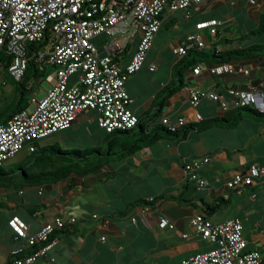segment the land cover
Returning <instances> with one entry per match:
<instances>
[{
	"label": "crops",
	"instance_id": "1",
	"mask_svg": "<svg viewBox=\"0 0 264 264\" xmlns=\"http://www.w3.org/2000/svg\"><path fill=\"white\" fill-rule=\"evenodd\" d=\"M254 1L248 7L250 14L258 18L264 14V0ZM225 2L208 0L196 5L190 19L183 12H165L163 28L168 29L170 35H161V29L143 69L126 84L133 99L131 109L147 124L154 120L159 124L163 117L177 120L182 116L188 118L189 124H194L196 113L203 116L201 122L231 115L233 110L223 111L219 103L209 100H202L193 107L188 93L192 85L225 94L228 89H245L250 84L264 92V57H260L231 62L248 69V76L212 74L210 69L215 62L203 60L197 63L202 67L201 74L195 75L193 68H188L184 72L185 86L172 95L162 94L172 82L173 70L181 59L173 64L165 59L149 61L154 47L166 39H170V47L183 43L189 33L197 30L199 23L216 20L215 11ZM234 2L238 7L243 4L242 0ZM232 18L222 19L216 37L211 36L208 29L202 31L207 42L204 51L222 55L231 49L246 47L237 40L247 34L236 38ZM139 41L138 35L128 42L119 58L123 67L132 60ZM152 64L157 65L154 71ZM90 112L80 114L69 130L78 129L82 118ZM93 116L98 122V113L93 112ZM90 128L96 134L103 131V139L108 135L98 123L96 126L90 124ZM197 158H210L200 170L208 182L203 188L191 182L184 172L185 163ZM252 166L264 167V120L249 117L231 128L216 126L192 132L186 138L157 141L89 175L73 173L62 181L25 187L20 191L0 188L3 201L0 206V264H12L10 251L16 243L10 223L14 218L28 224L29 234L34 235L55 216L76 217L77 223L67 234H56L58 243L50 253L54 261L42 257L35 264H183L197 253L214 248L194 231L191 221L200 214L214 223L241 220L248 249L259 250L264 259V176L256 179L253 186L243 189L227 186L235 175L248 174ZM150 199H154L153 204L142 202L128 208L132 203ZM221 200L229 203L208 216L209 207ZM94 215L98 219H94ZM161 217L170 220L175 230L160 229ZM104 221H108L107 227L103 226ZM185 234L189 237L184 238ZM103 236L106 242L101 240Z\"/></svg>",
	"mask_w": 264,
	"mask_h": 264
},
{
	"label": "built area",
	"instance_id": "2",
	"mask_svg": "<svg viewBox=\"0 0 264 264\" xmlns=\"http://www.w3.org/2000/svg\"><path fill=\"white\" fill-rule=\"evenodd\" d=\"M208 0H0V56L10 58L8 71L18 82H23L31 61L52 68L46 76L50 88L40 98L34 94L29 107L15 113L0 124V166L23 150L34 153L42 140L69 130L84 112L98 113L99 127L107 133L136 129L141 119L131 109L133 99L126 84L130 77L143 69L154 41L163 28L167 10L183 12L192 17L194 6ZM252 3H255L252 0ZM223 20L201 22L186 40L172 48L181 59L190 50L205 49L203 30L216 37ZM140 36L130 63L123 67L119 58L128 42ZM104 36L99 42L96 39ZM0 68H4L0 61ZM157 69L156 64L151 70ZM202 72L197 65L195 75ZM212 74L249 75V70L233 63L215 65ZM76 77V83L71 79ZM33 84L28 85L32 89ZM189 102L193 107L202 100L219 103L223 111L251 107L264 113V92L248 84L245 89L231 88L225 94L192 85L188 87ZM203 120L200 113L194 123ZM188 118L172 120L163 117L160 124L171 132L189 124ZM210 158L193 159L184 166L187 178L199 188L208 185L201 175L203 165ZM264 176V167L252 166L248 174H237L227 183L229 189L253 186ZM150 199L149 202H153ZM3 201L0 200V206ZM98 219L97 215L93 216ZM194 231L214 245L208 252H200L183 264H262L259 250H249L241 220L214 223L204 214L192 219ZM77 223L76 217L55 216L34 235L30 226L16 217L11 221L16 247L10 251L12 264H35L50 256L58 243L57 231ZM108 221L103 222L107 227ZM159 228L175 230L167 218H159ZM184 238L189 235H183ZM106 242L105 236L101 239ZM30 250V251H28Z\"/></svg>",
	"mask_w": 264,
	"mask_h": 264
},
{
	"label": "trees",
	"instance_id": "3",
	"mask_svg": "<svg viewBox=\"0 0 264 264\" xmlns=\"http://www.w3.org/2000/svg\"><path fill=\"white\" fill-rule=\"evenodd\" d=\"M263 34L264 14L259 20L258 27L237 41L240 45H243L242 42L245 39H249L250 36H261ZM260 57H264V44L231 49L222 55L217 54L215 51L207 53L204 49L200 50L198 48L190 50L188 55L175 65L173 80L162 94L169 93L172 95L180 91L185 86L184 72L188 68L194 69L197 63L203 60L211 59L216 65H219L231 63L234 59ZM0 61L2 66L8 69L10 58L1 55ZM51 72L52 68L42 67L35 60L30 62L24 81L20 82L22 88L20 94L14 103L0 114V124L6 122L15 113L29 107V99H27L26 94L28 92L32 93L35 83H40ZM31 82L33 87L32 89H28L27 85ZM249 117L264 120V113H260L251 107H243L233 110L229 117H217L201 123L187 124L177 132H171L166 126L160 123L155 124L156 120L150 121L147 124L144 118H141V124L136 129L108 133L103 145L99 147L88 148L86 150H64L59 144L48 147H40L39 145L36 152L31 153L26 160L16 165L15 168L5 170L0 166V188L6 190L12 188L20 191L25 187H37L45 183L62 181L73 173L80 176L89 175L157 141L174 137L186 138L192 132L205 131L216 126L231 128ZM142 202L147 205L154 203L139 201L130 204L128 208H134ZM228 203L226 200H221L216 205L210 206L208 216L225 207ZM68 232L69 228L63 231H57V234H67ZM262 264H264V260Z\"/></svg>",
	"mask_w": 264,
	"mask_h": 264
},
{
	"label": "rangeland",
	"instance_id": "4",
	"mask_svg": "<svg viewBox=\"0 0 264 264\" xmlns=\"http://www.w3.org/2000/svg\"><path fill=\"white\" fill-rule=\"evenodd\" d=\"M242 6H236L234 0H226L224 6L217 8L214 17L216 20H222L225 17H233L234 23L232 25V30L235 32L236 38H240L245 34L254 31L258 27V21L261 19L259 16L256 18L254 15L250 14V9L248 7L250 0H242ZM254 7L258 9V5L254 4ZM170 35L168 29L163 28L161 35ZM169 37V36H168ZM105 39L104 36L100 37L98 41ZM243 45L249 47L255 44H264V34L261 36H250L249 39H245ZM170 39H166L163 42L157 44L152 52L150 53L149 61L159 62L164 60L166 62L170 61L173 64L176 60L181 58L173 53L170 47ZM148 61V62H149ZM32 83V82H31ZM41 83V84H40ZM40 83H35L34 91L32 93L28 92L26 95L27 99H30L34 94H38L40 98L45 96L46 91L50 88L49 83L46 78ZM76 83V77L71 79V84ZM20 82L16 81L10 74L7 68L0 69V114L3 113L8 106L14 103L15 99L19 96L21 90ZM93 112L85 115L82 118V125L77 129H71L52 135L45 138L40 144L43 147L52 146L59 143L64 150L70 149H80L86 150L88 148L99 147L103 145L104 132H96L91 130L90 124L97 125L98 122L94 119ZM30 156L28 150H23L17 154L16 157L9 160L2 165L5 170H10L16 167L19 163L23 162ZM40 193V190H38Z\"/></svg>",
	"mask_w": 264,
	"mask_h": 264
}]
</instances>
